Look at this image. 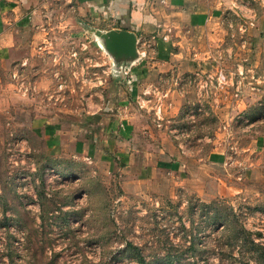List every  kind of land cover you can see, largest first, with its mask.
<instances>
[{"label": "rangeland", "instance_id": "1", "mask_svg": "<svg viewBox=\"0 0 264 264\" xmlns=\"http://www.w3.org/2000/svg\"><path fill=\"white\" fill-rule=\"evenodd\" d=\"M78 33L0 58V264H264V0L227 17L201 69L144 90L143 109ZM109 106L182 165L121 162L125 139L87 115Z\"/></svg>", "mask_w": 264, "mask_h": 264}, {"label": "crops", "instance_id": "2", "mask_svg": "<svg viewBox=\"0 0 264 264\" xmlns=\"http://www.w3.org/2000/svg\"><path fill=\"white\" fill-rule=\"evenodd\" d=\"M253 1L0 0V58L9 57L14 61L19 56H33L37 49L50 53L51 32L55 27L68 28L72 36L78 32L87 38L94 35V40L97 32L134 33L140 58L134 61L124 57L114 62V67H121L117 76L126 77L128 85L123 92L128 108L132 102L146 97L144 90L161 85L166 76L179 77L201 69L214 42L223 36L227 17L244 14ZM53 14H56L54 20ZM170 105V113L175 114L177 103ZM105 108L107 111L99 114L88 112V119H102L99 124H104L103 131L107 133L114 128L111 132H118L125 139L127 143L120 141L124 149L120 150L118 142L115 145L118 147L115 156L125 165H160L162 156L169 160L168 165H182L177 160L183 157V149L171 148L163 140L133 138L137 133L133 118L124 116L123 109L115 113L109 111L110 106ZM165 150L168 154L178 152L180 156L171 155L175 156L171 158Z\"/></svg>", "mask_w": 264, "mask_h": 264}, {"label": "water", "instance_id": "3", "mask_svg": "<svg viewBox=\"0 0 264 264\" xmlns=\"http://www.w3.org/2000/svg\"><path fill=\"white\" fill-rule=\"evenodd\" d=\"M96 38L104 50L110 55L114 62L127 57L130 60L140 58L138 52V40L134 33L124 30H112L107 33L97 32ZM121 67H115V72H119Z\"/></svg>", "mask_w": 264, "mask_h": 264}, {"label": "built area", "instance_id": "4", "mask_svg": "<svg viewBox=\"0 0 264 264\" xmlns=\"http://www.w3.org/2000/svg\"><path fill=\"white\" fill-rule=\"evenodd\" d=\"M148 94H151V92L150 91H146L144 93V95H146V96ZM149 102H150V100H146V99L142 98V99L139 100V105L143 109L144 107H146V103H149ZM155 105H156L155 115L157 117V120L161 121L162 112H163V105L160 102H157V101L155 102ZM158 125L160 126V123Z\"/></svg>", "mask_w": 264, "mask_h": 264}, {"label": "trees", "instance_id": "5", "mask_svg": "<svg viewBox=\"0 0 264 264\" xmlns=\"http://www.w3.org/2000/svg\"><path fill=\"white\" fill-rule=\"evenodd\" d=\"M204 208L207 209L208 213L212 212V210H213L214 213L217 214L218 211H219V209H217V206H214V205H212V206H210V205H204ZM208 215H209V214H208ZM209 216H210V215H209ZM128 247L131 248V244L128 245ZM132 249L135 250L136 247H135V248H132ZM137 255H138V257L141 258V259H139L140 262H142L143 264H147L146 259L144 258V256H142L140 253L137 254ZM166 257L168 258V260H169V262H170L171 260H173V258H175V255L168 254ZM171 262H172V261H171Z\"/></svg>", "mask_w": 264, "mask_h": 264}]
</instances>
